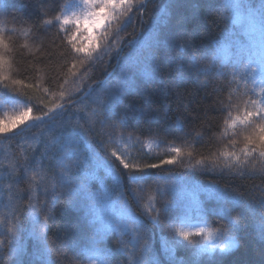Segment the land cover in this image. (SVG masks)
<instances>
[{"label": "snow or ice", "instance_id": "6c2138e0", "mask_svg": "<svg viewBox=\"0 0 264 264\" xmlns=\"http://www.w3.org/2000/svg\"><path fill=\"white\" fill-rule=\"evenodd\" d=\"M8 15L0 0V24ZM197 15L205 29L207 17L214 16L216 29L206 31L199 45L187 28ZM137 21L141 28L133 27L130 39L120 35ZM81 24L88 26V36ZM30 30L48 61L49 87L43 91L58 86L60 102L41 107L18 87L23 82L13 78L9 58L15 47L0 28V104L19 106L6 123L0 120V142L7 141L9 148L16 143L19 149V158L9 151L0 164V206L5 209L0 235L8 236L6 249L0 241V264H57L54 253L64 256L66 250L73 252V264H225L250 225L264 257V184L229 190L236 180H264V0L255 5L248 0H39ZM113 60L118 74L108 71ZM101 64L103 78L87 83ZM69 80L79 85L75 92L67 89ZM189 81L205 89L204 99L213 97L200 130L179 115L171 117L170 105L157 104L149 91L156 85L165 99L174 94L178 109L179 88ZM136 95L142 106L128 100ZM210 111L223 115L218 134L231 137L232 151L221 149L215 159L201 156L189 166L219 176L225 187L218 181L192 185L179 172L165 170V165L186 166L181 147L170 146L172 155L158 162H147L151 145L148 153L129 151L143 144L141 137L157 147L168 137L201 140L212 131L206 127ZM130 126L136 131L125 137ZM187 157L192 160L193 153ZM153 169L164 174L154 175ZM149 180L153 183L142 204ZM201 194L215 206L206 207ZM61 201L74 220L57 243L49 240V231ZM133 204L144 209V219ZM210 217L224 222L213 226ZM25 222L35 247L32 260L25 259L22 243ZM153 229L162 241L156 254ZM180 251L184 254L177 255ZM125 254L126 262L120 261Z\"/></svg>", "mask_w": 264, "mask_h": 264}, {"label": "trees", "instance_id": "16d2710c", "mask_svg": "<svg viewBox=\"0 0 264 264\" xmlns=\"http://www.w3.org/2000/svg\"><path fill=\"white\" fill-rule=\"evenodd\" d=\"M4 4L8 6V18L7 23L0 24V28L4 29V38L6 41H11L14 44L15 50L12 54H10V59L12 61V71L11 74L13 78L22 80V85L18 86L23 91L27 92L28 95H31L35 98L34 102L40 105L41 107L47 106L52 107L53 103H59L58 95H59V87H53L52 92L44 93L43 89L49 87V83L47 80V57L44 55L43 51L39 50L36 42L33 40V33L30 30L31 20L35 19L37 9L39 6V0H2ZM158 2V0H157ZM249 3L255 5L259 2V0H248ZM157 4H150L149 8L152 9L156 7ZM151 11L146 12L144 14L143 19L148 21ZM15 18V19H13ZM214 16L207 17V25L208 28H204L205 21L200 18L199 15L193 17L190 23L187 25L188 31L193 33V43L199 45L201 40L205 38L206 31H215L216 29L213 26ZM133 27L139 29L141 25L139 22H135L134 25H129L126 33L122 32L120 35L125 36L127 39L131 38V35H127L132 33ZM147 27V24L144 25ZM14 30V31H13ZM57 29H51V35H55ZM50 38V37H49ZM48 43V40L45 41ZM59 43V41H57ZM176 44L179 41L175 42ZM27 45V47H25ZM107 60V57H105ZM115 60L112 61L111 65L108 67L109 72L115 71L117 74L119 73V68L115 67ZM32 69V70H26ZM103 64L99 65L94 74H92L91 79L87 81V83L91 84L95 79L103 78ZM67 66L64 68V72H67ZM165 79H167V74L165 73ZM206 77H201L200 80H205ZM62 82V80H61ZM115 77H113L112 83H115ZM24 84L33 85L32 89H24ZM39 86L37 88L36 86ZM78 84L69 83L67 85V89L71 92H75ZM162 87V86H161ZM199 89V91H198ZM212 89V83H209L207 86V91L210 92ZM151 93H153L154 99L159 103H167L170 105L172 112L170 113L171 117H175L179 115L181 119H187L190 125H195L196 130H200L201 128V120L204 117V109L212 103L213 97L209 96L208 99H204L205 89H200L199 84H195L191 81L183 83L179 91L183 94V99L179 104V108L177 109V101L174 98V94L165 99L159 91V87L156 85H152L149 89ZM55 93V95H53ZM129 101H136L138 104L142 102L139 95L132 96L128 98ZM235 100V98H234ZM3 104H0V107ZM157 105L154 104L153 107ZM223 115L219 112H208V124L206 127H211L212 131L208 132L203 139L192 142L191 140L188 143H184L181 139L173 140L172 137H168L164 144H161L159 147L147 137H141L143 144H135L129 147V151L134 155L141 152L144 153L149 152L148 145H151V159H148L147 162H158L159 158H165L168 155H172L168 151L170 146L181 147L185 153V167L180 166H168L165 165L164 169H171L174 172H179L185 180L189 182V184H198V183H207L209 181L216 183L217 181L220 183L221 187H225L226 182L224 179L219 176L214 177L211 174H203L200 170H196L191 168L189 165L195 162V159L201 158V156L205 157L207 160L215 159L218 152L223 149L225 151H232L231 145L228 143L229 138H221L218 134V125L222 121ZM34 132L37 130H33ZM135 132L136 129L133 126H130L128 129L124 130L125 137L128 132ZM216 132L217 135L212 137V133ZM31 135V133H29ZM106 139V137H105ZM241 144L237 145V151L241 147ZM123 147V145H121ZM11 151L14 153L17 158H19V149L16 146V143H12L9 148V144L7 141L0 142V164L6 163L5 156ZM191 151L193 153V159L189 160L187 157V153ZM29 153H31V149L29 148ZM243 158V157H242ZM258 161V157H257ZM152 174H164L160 169L149 170ZM152 181L149 180L144 185L143 195L145 197L144 201L141 203H146L147 195L150 191V185H152ZM162 183V181H161ZM253 184H264V180H261L259 176H255L253 178H245L243 180H236L230 186L235 187L237 185H243L245 188L251 187ZM25 184L22 182L21 187H24ZM5 199L7 198V193L5 192ZM39 199L43 200L44 194L40 192ZM201 199L205 201L206 207L211 209L215 206V201L209 200L205 194H201ZM27 197L25 196L26 203ZM133 211L137 213V215L141 216L144 219V209L138 207L136 204H133ZM5 214V209L0 206V216ZM56 219L51 223L50 231H49V240L59 242L65 237L66 230L70 227L71 223L74 220L72 212L67 208L66 204L63 201L56 205L55 209ZM210 223L213 226L217 224H222L224 221L219 219L218 217H210ZM30 224L25 222L24 231H23V240L22 243L26 250V260L33 259V253L35 252L34 242L32 241L31 236L29 235ZM151 227V226H150ZM153 232V246H152V254H156L162 248V241L160 238L159 231L156 229L152 230ZM125 240L131 239V236H127L124 238ZM0 241L4 242L5 249L7 248L8 236L6 234L0 235ZM113 247H115V238H113ZM130 247V246H129ZM182 251L178 252L177 255H183ZM73 252L70 250H66V255L60 256L59 253H54V259H57V264H73L72 261ZM118 259L122 262H126L127 255L119 256ZM225 264H264V257L260 255V244L258 243V237L255 235V228L253 225H250L246 232L243 234V239L241 241V246L234 250L230 255L225 257Z\"/></svg>", "mask_w": 264, "mask_h": 264}, {"label": "rangeland", "instance_id": "374dc122", "mask_svg": "<svg viewBox=\"0 0 264 264\" xmlns=\"http://www.w3.org/2000/svg\"><path fill=\"white\" fill-rule=\"evenodd\" d=\"M81 29L84 32V36L89 35L88 26L85 24H81ZM94 34V33H93ZM85 44H89V41L84 40ZM19 106H13L12 104L2 105L0 107V120L5 123L8 121L10 117L14 115V113L18 110Z\"/></svg>", "mask_w": 264, "mask_h": 264}]
</instances>
